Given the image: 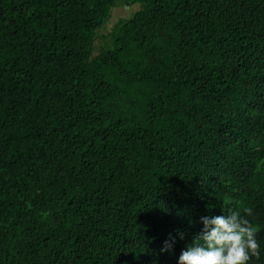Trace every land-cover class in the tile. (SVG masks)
Listing matches in <instances>:
<instances>
[{
    "label": "trees",
    "instance_id": "1",
    "mask_svg": "<svg viewBox=\"0 0 264 264\" xmlns=\"http://www.w3.org/2000/svg\"><path fill=\"white\" fill-rule=\"evenodd\" d=\"M229 209L264 264V0H0V264H176Z\"/></svg>",
    "mask_w": 264,
    "mask_h": 264
},
{
    "label": "clouds",
    "instance_id": "2",
    "mask_svg": "<svg viewBox=\"0 0 264 264\" xmlns=\"http://www.w3.org/2000/svg\"><path fill=\"white\" fill-rule=\"evenodd\" d=\"M248 211L242 215L229 209L220 215L201 216L199 232L185 245L176 264H248L250 257L259 255L255 232L245 218ZM179 237L183 239V233ZM168 248L166 241L161 252Z\"/></svg>",
    "mask_w": 264,
    "mask_h": 264
},
{
    "label": "rangeland",
    "instance_id": "3",
    "mask_svg": "<svg viewBox=\"0 0 264 264\" xmlns=\"http://www.w3.org/2000/svg\"><path fill=\"white\" fill-rule=\"evenodd\" d=\"M139 5L117 6L112 10L111 16L106 22L105 26L98 32L96 38L97 46L100 47L109 40V35L113 31L115 25L123 19L129 18L137 9Z\"/></svg>",
    "mask_w": 264,
    "mask_h": 264
}]
</instances>
